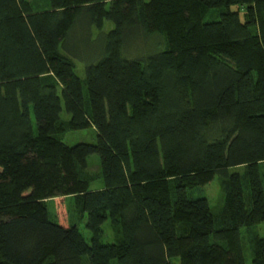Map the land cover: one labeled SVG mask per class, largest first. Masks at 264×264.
<instances>
[{"label":"trees","instance_id":"trees-1","mask_svg":"<svg viewBox=\"0 0 264 264\" xmlns=\"http://www.w3.org/2000/svg\"><path fill=\"white\" fill-rule=\"evenodd\" d=\"M263 164L264 0H0V264H264Z\"/></svg>","mask_w":264,"mask_h":264},{"label":"rangeland","instance_id":"rangeland-1","mask_svg":"<svg viewBox=\"0 0 264 264\" xmlns=\"http://www.w3.org/2000/svg\"><path fill=\"white\" fill-rule=\"evenodd\" d=\"M111 25L107 24V28H109ZM75 42V50L77 54H81L84 56V59H76V73L77 75L83 80L84 83V92H85V97L87 100H89V95H88V88L85 83V78H86V65H87V57L88 55H91L92 48L95 47L96 45L99 44L100 39H97V36L95 37H89L87 33L81 34V38L78 40L73 39ZM77 41V43H76ZM133 46V44H132ZM62 118L64 120L70 119V114L66 111V109L63 110L61 114ZM35 125V122H34ZM36 128V125H35ZM63 140L70 144H76L79 142H89V143H96L98 138H97V132L94 127H89V128H84V129H69L66 131V133L63 135ZM88 170L92 174H99L101 172V157L99 154H91L88 158ZM234 171L236 169H231V171ZM238 171H243L244 169L239 168L237 169ZM262 175H263V181H264V164L262 165ZM104 186V181L101 176L97 177L94 181L91 182L90 189L91 190H97L101 189ZM246 195L249 196V190L246 188ZM195 196H204L209 200L211 209L213 213L216 215L218 214L221 209L224 206V195L221 189L220 185V178L219 175L217 174L215 178L209 182L208 184L204 185L201 187L200 190H197L195 192ZM64 206H65V211L66 215L68 216V210L67 207L69 208V211L71 213V222L77 223L80 230L84 234V236L87 238V240L90 242L91 240V232L86 226V218L80 219V217H77L76 215V210L74 207L75 201L73 197H67L65 200H63ZM48 209L50 213V218L52 220H57V210H58V199L57 198H52L48 202ZM104 236L103 240L105 242H110L114 240V235L112 232L110 220H107L104 225ZM247 227L241 228L242 232V238H243V247H244V253H245V258H246V264H252V250L249 248L247 239H246V231ZM253 229L257 230L261 236H264V221L256 224L253 226ZM117 264V263H114Z\"/></svg>","mask_w":264,"mask_h":264}]
</instances>
